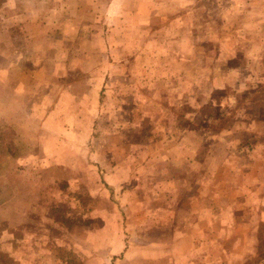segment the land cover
<instances>
[{
    "label": "rangeland",
    "instance_id": "obj_1",
    "mask_svg": "<svg viewBox=\"0 0 264 264\" xmlns=\"http://www.w3.org/2000/svg\"><path fill=\"white\" fill-rule=\"evenodd\" d=\"M137 2L0 0V44H7L8 50L6 59L0 54V64L6 61L15 76L28 72L33 79L47 76L56 110L62 111L65 93V117L55 112L48 119L49 127L56 132L38 135L40 144L29 153H37L38 159L36 173L24 183V189L32 193L27 202L37 208L35 218L26 225L19 219L0 218V258L10 259V264H14L12 256L1 250V241L8 232L14 237L24 230L48 237L49 259L38 264H73L69 261L72 253L84 264H264V201L259 214L232 215L244 218L241 227L252 223L253 228L241 230L235 226L237 221L225 230L232 217L223 214V205L237 207L240 203L239 198L232 197L238 192V174L230 183L234 191L230 193V184L223 181L227 176L216 173L217 196L211 199L216 228L200 231L193 242L185 230L159 229V225H165L158 222L164 215L148 212L159 209L154 204L160 199H152L151 193L158 194L162 185L143 180L148 174L142 172V143L149 146L145 151L154 150L156 142L150 141L168 134L163 132L168 128L162 121L167 115L163 112L179 111L178 103L168 99L169 86L178 82L173 70L179 56L173 51L175 15L189 13L191 3L175 10L174 0H159L168 17L151 20L148 16L150 21L144 23L136 16ZM162 46L169 49L162 52ZM137 63L148 66L142 70ZM38 92L42 98L41 87ZM254 92L257 103L247 108L250 115L241 124L257 126L263 133L256 136L264 141V84ZM222 94L220 89L214 91L218 98ZM142 95L145 104L143 98H134ZM202 110L214 118L215 125L222 124L218 107ZM235 121L238 119L229 124ZM44 140L46 145L41 143ZM130 142H138L135 149L128 145ZM5 152L11 151L0 150L4 154L0 170L6 168L11 173L0 182V201L6 204L8 200L13 206L15 198L5 196L14 195L15 169L27 164H18L20 159L6 160ZM128 159L139 171L133 176L140 178L132 180L134 177L129 176ZM205 169L200 165V179ZM201 202L206 205V199ZM250 203L252 208L254 199Z\"/></svg>",
    "mask_w": 264,
    "mask_h": 264
},
{
    "label": "crops",
    "instance_id": "obj_2",
    "mask_svg": "<svg viewBox=\"0 0 264 264\" xmlns=\"http://www.w3.org/2000/svg\"><path fill=\"white\" fill-rule=\"evenodd\" d=\"M158 1L138 0L136 16L144 23L155 18L166 19L165 6ZM174 2L175 10H183L188 2L191 3L189 13L175 15L177 24L174 25L176 40L173 51L179 56L175 58L173 70L176 71L178 82L169 86L168 99L178 103L179 111L170 113L167 109L163 112L167 115L162 116V121L168 127L163 132L168 131V134L158 138L160 140L150 141L152 144L156 142L151 152L145 151L149 146L142 143L143 151L140 154L142 172L148 174L143 176V180L158 181L162 185L161 188L158 186V194L151 193L152 199H160L154 204L159 209L148 212L164 215L158 219V222L165 224L159 225V229L185 230V235L189 233L193 242L200 231L216 228V210L211 200L217 196L216 173L223 172L227 176L223 181L229 184L239 175V182L235 185L238 192L231 196L239 198L240 203L237 207L224 204L223 214L231 218L233 214L261 213V202L264 201V141L258 140L256 135L263 131L258 130L257 126L247 127L241 122L250 115L247 108L251 103H257L253 98L256 92L254 88L264 84V0H199V4L197 0ZM150 4L157 11H149ZM198 8H204V11ZM6 46L0 44V54L4 55V59L8 52ZM166 49L169 47L163 50L162 46L160 50L165 52ZM141 64L136 65H140L138 68L142 70L148 66ZM31 74L28 72L22 77L18 74L15 76L6 61L0 64V150L16 151L15 154L5 152L6 160L20 159L18 164H27L25 168L13 172L16 174V189L13 196L7 193L5 197L15 198L14 205L10 206L8 200L6 204L0 201V218L19 219L24 225L30 222V218H35L37 211L35 204L27 202L28 195L32 198V193L24 189V183L36 173L34 167L38 160L37 153H29L39 146L38 135L56 132L49 127L48 119L54 117L55 112L65 117V93L62 96V111L56 110L53 89L49 94L48 77L33 79ZM40 87L42 93L43 87H46L42 98L38 92ZM218 89L223 91L219 98L214 95ZM66 94L69 100L68 89ZM155 97L161 99L157 94ZM134 98H143L144 104L147 101L145 95ZM126 99L130 100L128 95ZM184 105H189L187 110H184ZM209 106L219 108L218 114L223 116L221 125H215L214 118L202 110ZM66 111L69 113L68 107ZM200 118L204 119L203 123ZM233 119L238 121L230 125ZM133 126L137 127L135 123ZM61 130L64 132L65 128ZM66 130H69V126ZM41 143L46 145L47 141ZM136 144L138 142L128 143L132 149H135ZM19 151L25 152L20 154ZM2 156L4 154H0ZM127 161L129 176L138 173L134 161ZM202 164L206 169L204 177L200 179L198 171ZM10 173L6 168L1 169L0 182L5 181ZM227 189L231 190V184ZM2 196L0 191V198ZM226 197H230V194ZM205 199L206 205H202L201 201ZM250 199L255 201L252 208ZM231 219L226 222L228 226L225 230L237 221L235 226L241 230L254 227L247 222L245 224L248 227H241L239 224H244V218ZM10 235L8 232L2 239L1 250L12 256L14 264H38L49 259L47 236L39 237L28 230L14 237ZM10 263L6 257L0 258V264Z\"/></svg>",
    "mask_w": 264,
    "mask_h": 264
},
{
    "label": "trees",
    "instance_id": "obj_3",
    "mask_svg": "<svg viewBox=\"0 0 264 264\" xmlns=\"http://www.w3.org/2000/svg\"><path fill=\"white\" fill-rule=\"evenodd\" d=\"M71 255H72L74 258H73V257H70V258H69V261H70V262H72L73 264H84L82 261H79V260H78L79 258L76 260V258H75L76 255H75L74 253H72Z\"/></svg>",
    "mask_w": 264,
    "mask_h": 264
}]
</instances>
